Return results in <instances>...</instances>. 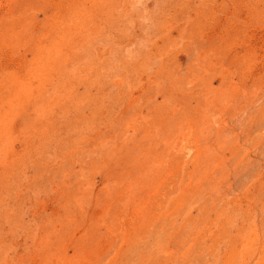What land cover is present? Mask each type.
<instances>
[{
    "label": "rangeland",
    "instance_id": "1",
    "mask_svg": "<svg viewBox=\"0 0 264 264\" xmlns=\"http://www.w3.org/2000/svg\"><path fill=\"white\" fill-rule=\"evenodd\" d=\"M0 264H264V0H0Z\"/></svg>",
    "mask_w": 264,
    "mask_h": 264
},
{
    "label": "bare ground",
    "instance_id": "2",
    "mask_svg": "<svg viewBox=\"0 0 264 264\" xmlns=\"http://www.w3.org/2000/svg\"><path fill=\"white\" fill-rule=\"evenodd\" d=\"M33 59V58H32ZM57 88V87H56ZM185 112V111H184ZM175 114H177V113H175ZM262 123V122H261ZM164 127V126H163ZM161 191V190H160ZM140 207V206H139ZM155 216H157V215H155ZM149 245V244H148Z\"/></svg>",
    "mask_w": 264,
    "mask_h": 264
}]
</instances>
